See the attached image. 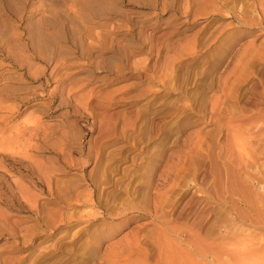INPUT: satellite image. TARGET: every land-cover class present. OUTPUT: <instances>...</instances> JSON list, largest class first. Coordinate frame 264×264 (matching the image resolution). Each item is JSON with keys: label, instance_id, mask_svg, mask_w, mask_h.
Wrapping results in <instances>:
<instances>
[{"label": "rangeland", "instance_id": "rangeland-1", "mask_svg": "<svg viewBox=\"0 0 264 264\" xmlns=\"http://www.w3.org/2000/svg\"><path fill=\"white\" fill-rule=\"evenodd\" d=\"M0 264H264V0H0Z\"/></svg>", "mask_w": 264, "mask_h": 264}, {"label": "bare ground", "instance_id": "bare-ground-1", "mask_svg": "<svg viewBox=\"0 0 264 264\" xmlns=\"http://www.w3.org/2000/svg\"><path fill=\"white\" fill-rule=\"evenodd\" d=\"M154 1H155V0H154ZM147 4H148V2H147ZM151 4H152V3H151ZM154 4H155V2H154ZM152 7H153V6H152ZM167 7H168V6H167ZM164 9H165V8H164ZM80 43H81V42H80ZM121 48H123V47H120V50H121ZM117 50H118V48H117ZM120 50H119V53H120ZM123 50H124V48H123ZM125 50H126V49H125ZM115 52H116V51H115ZM124 52H126V51H124ZM124 52H123V54H125ZM119 53H118V54H119ZM121 53H122V52H121ZM121 55H122V54L119 55V58H122ZM126 56H127V55H126ZM113 57H114V56H113ZM117 57H118V56H117ZM124 57H125V56H123V58H124ZM115 58H116V57H115ZM119 58H118V59H119ZM126 58H127V57H126ZM126 58H125V59H126ZM102 59H103V60H102V64H103V65L101 64L100 61H98V60H97V61H98V63L100 62L101 66H102L103 68H104V67L108 68L107 70H109V71H108L109 74L112 73V72H115V73H117V74H118V71L121 72V69H116V70H114V68H113L114 65H115V67H117V66L120 65V64L118 65V62L116 63L117 65H116V64L113 65L114 62L111 64V62H112L114 59H113V60L106 59V58H105V59L102 58ZM169 59H170V58H169ZM115 60H116V59H115ZM115 60H114V61H115ZM97 61H96V62H97ZM120 61H121V60H120ZM121 62H122V61H121ZM122 64H123V63H121V65H122ZM98 65H99V64H98ZM112 65H113V67H112ZM94 66H95V65H93V67H94ZM96 66H97V65H96ZM237 66H238V65H237ZM121 67H122V66H121ZM121 67H120V68H121ZM142 67H144V66L142 65ZM238 67H239V66H238ZM95 68H96V67H95ZM103 68H102V69H103ZM100 69H101V67H100ZM139 69H141V68H139ZM236 69H237V68H236ZM107 70H105V71H107ZM142 70H143V69H142ZM111 71H112V72H111ZM113 77H114V76H113ZM125 77H126V76H125ZM235 79H236V78H235ZM238 79H239V78H238ZM114 80H115V79H114ZM227 81L229 82L228 79H227ZM227 81H226V84H228ZM224 83H225V82H224ZM132 84H133V83H132ZM224 85H225V84H224ZM124 86H125V85H124ZM126 86L128 87V85H126ZM129 86H130V85H129ZM227 86H228V85H227ZM125 88H126V87H125ZM225 88H226V85H225ZM223 90H224V88H223ZM119 91H120V90H119ZM224 95H225V94H224ZM136 111H137V110H136ZM139 113H140V112H138V115H139ZM136 114H137V113H136ZM149 120H150V119H149ZM146 121H147L146 119H143L142 123L144 124ZM143 124H142V125H143ZM144 125H145V124H144ZM126 127H127V126H126ZM123 130H124V129H123ZM125 130H126V129H125ZM125 130H124V131H125ZM140 130H141V129H140ZM138 131H139V130H138ZM140 132H141V131H140ZM141 133H142V132H141ZM155 152H156V151H155ZM157 152H158V150H157ZM155 154L157 155V153H154V155H155ZM160 155H161V154H160ZM158 156H159V154H158ZM158 156H157V157H158ZM155 166H156V165H155ZM155 166H154V167H155ZM148 176H149V175H148ZM148 176H147V177H148Z\"/></svg>", "mask_w": 264, "mask_h": 264}]
</instances>
